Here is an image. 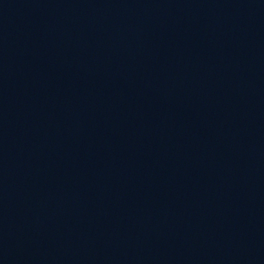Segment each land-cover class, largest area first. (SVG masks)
Here are the masks:
<instances>
[{
    "label": "water",
    "instance_id": "95a60500",
    "mask_svg": "<svg viewBox=\"0 0 264 264\" xmlns=\"http://www.w3.org/2000/svg\"><path fill=\"white\" fill-rule=\"evenodd\" d=\"M0 133L264 175V0H0Z\"/></svg>",
    "mask_w": 264,
    "mask_h": 264
}]
</instances>
